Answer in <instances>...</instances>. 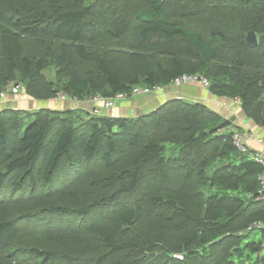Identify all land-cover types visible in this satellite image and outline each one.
Listing matches in <instances>:
<instances>
[{
	"label": "trees",
	"instance_id": "16d2710c",
	"mask_svg": "<svg viewBox=\"0 0 264 264\" xmlns=\"http://www.w3.org/2000/svg\"><path fill=\"white\" fill-rule=\"evenodd\" d=\"M113 2L99 19L84 0H0L2 48L11 63L0 72V93L18 62L29 94L36 95L31 83L51 65L58 76L48 95L76 100L200 73L210 93L239 99L244 114L264 126V0H138L129 14ZM94 30L100 33L90 44ZM249 30L259 35L255 47L245 41ZM28 39L37 40L44 57L24 53ZM73 59L89 67L79 73ZM230 124L181 98L135 117L4 106L0 264H20L4 253L18 235L10 189L21 195L36 182L58 186L84 171L88 186L63 192L78 207L53 202L41 211L79 217L114 207L111 219L75 235V252L30 248L32 264H168L176 251L198 264H264L262 233H238L253 220L264 222L257 180L263 166L236 150ZM136 221L143 233L121 237L117 227L132 231ZM174 232L182 234L171 242ZM91 236L102 242L92 244Z\"/></svg>",
	"mask_w": 264,
	"mask_h": 264
},
{
	"label": "rangeland",
	"instance_id": "374dc122",
	"mask_svg": "<svg viewBox=\"0 0 264 264\" xmlns=\"http://www.w3.org/2000/svg\"><path fill=\"white\" fill-rule=\"evenodd\" d=\"M114 0H84L85 6H91L95 13L101 19L104 14L108 15L110 11H113V6L116 2ZM138 0H120L119 7H123L124 10L129 14L130 12L137 11ZM121 28V24L120 27ZM112 29V28H111ZM110 29V30H111ZM116 31V29H114ZM91 31L87 34L88 41L90 44H94L93 35L99 36L97 32L99 30ZM119 31V30H118ZM257 40H259V35H257ZM96 43V42H95ZM45 49L37 47L36 39H28V42L24 44V53L33 55L37 54L40 57L45 56ZM72 67L80 73V70H86L89 67L88 63H77L73 59ZM11 68V63L8 62V58L2 48L1 34H0V72L5 73ZM21 65L20 62L16 64L14 70V79L7 84L4 88V97L1 98L0 104L4 106L13 107H24L29 110L52 108V103L54 101H62V98L58 93L54 96H49V81L54 80L58 74L55 71V66L49 65L43 71V78L38 81H33L31 84L35 88V94H29L26 90V85L24 81L21 80ZM57 78V77H56ZM40 93L43 95L40 98ZM87 100V99H84ZM81 100V101H84ZM102 173H105L103 171ZM67 182L60 184L58 186H48L41 182H36L35 187L26 188L22 190V194L19 195L17 191L10 189L11 194L7 195L10 198V217L14 219L18 227V235L15 240L11 243L10 247L4 251L6 255H13L15 260L20 264H32L34 261L29 255L28 250L32 247L39 248L44 251H66L75 252V245L73 242L76 241L75 235H85L86 230L91 223H107L111 219L112 212L116 209L112 208H102L97 212L90 215L75 216L73 214L69 215H57V214H47L43 213L41 210L46 207L49 203H63L70 205L72 207L76 206L74 199L69 197H64L63 192L69 188H82L83 186H88V174L87 172L75 173L67 177ZM94 189L91 194L99 195L101 192ZM95 196H92V199ZM26 213L31 214L28 218ZM140 220V219H139ZM141 221V220H140ZM140 221L135 222L133 230L130 231L127 228L117 227V231L121 237H126L128 235H135L136 233L142 234L140 230ZM143 221H141L142 223ZM74 231L77 233L72 234ZM182 232H174L172 235V240L178 238ZM259 231H254L250 234V238H258ZM94 236H91L90 242L92 244L101 243V240H96ZM83 248V247H82ZM87 254L91 252L87 251ZM182 253L180 251L172 252L168 257V264H198L193 263V259L184 256L182 258ZM135 259V256L130 255ZM207 261V259H205ZM165 262V263H166ZM57 264V263H56Z\"/></svg>",
	"mask_w": 264,
	"mask_h": 264
},
{
	"label": "crops",
	"instance_id": "0c3cea01",
	"mask_svg": "<svg viewBox=\"0 0 264 264\" xmlns=\"http://www.w3.org/2000/svg\"><path fill=\"white\" fill-rule=\"evenodd\" d=\"M173 98L201 102L219 113L224 119L229 120L231 126L251 131L264 142V126L256 124L253 119L247 117L236 99L216 96L210 93L208 88L198 84H183L181 86L167 85L156 93L139 95L123 100L109 109L103 108L101 104L92 103L89 99L81 101L68 97L62 101H54L52 108L56 110L83 108L90 112H93L96 108L99 111L98 115L135 117L154 111L162 103ZM3 107L4 105L0 104V109ZM19 108L24 107L19 106ZM249 144L253 150L261 148V144L255 140L250 141Z\"/></svg>",
	"mask_w": 264,
	"mask_h": 264
},
{
	"label": "built area",
	"instance_id": "2783aa9c",
	"mask_svg": "<svg viewBox=\"0 0 264 264\" xmlns=\"http://www.w3.org/2000/svg\"><path fill=\"white\" fill-rule=\"evenodd\" d=\"M183 84H198L202 87L208 88L209 80L200 73H182L172 79L169 83L171 86H181ZM167 86V85H166ZM164 86L154 85V86H141L136 85L131 88L129 93L118 92L112 96L102 97L100 95H94L89 98L92 103L101 104L103 108L109 109L114 107L117 103L127 100L129 98L147 95L151 93H156ZM62 98H67L68 96L60 92L58 93ZM4 92L0 93V100L3 98ZM69 98V97H68ZM236 101L239 102V99L236 98ZM240 103V102H239ZM94 114H98L99 111L96 108L93 110ZM231 130V140L232 144L236 150L240 153H248L250 158L254 161L260 163L263 166V169L257 175V180L259 183V198L264 200V142L261 138L256 137L253 132L240 129L236 126H230ZM255 140L261 144V148L253 150L250 147V141ZM252 231H259L262 233L263 243H264V222L260 220H253L249 223L244 229L240 230L238 233H247Z\"/></svg>",
	"mask_w": 264,
	"mask_h": 264
},
{
	"label": "water",
	"instance_id": "95a60500",
	"mask_svg": "<svg viewBox=\"0 0 264 264\" xmlns=\"http://www.w3.org/2000/svg\"><path fill=\"white\" fill-rule=\"evenodd\" d=\"M245 41L247 43V45H249L250 47H255L258 45V40H257V36L256 33L252 30H249L246 35H245Z\"/></svg>",
	"mask_w": 264,
	"mask_h": 264
}]
</instances>
